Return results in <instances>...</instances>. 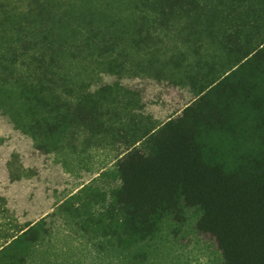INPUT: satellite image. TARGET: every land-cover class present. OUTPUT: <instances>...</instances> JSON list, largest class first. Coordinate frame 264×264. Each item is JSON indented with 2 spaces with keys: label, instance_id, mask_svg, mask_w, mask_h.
<instances>
[{
  "label": "rangeland",
  "instance_id": "1",
  "mask_svg": "<svg viewBox=\"0 0 264 264\" xmlns=\"http://www.w3.org/2000/svg\"><path fill=\"white\" fill-rule=\"evenodd\" d=\"M31 1L0 0V54L18 50L23 23L34 34L47 23L58 75L84 92L105 88L115 114L109 132L50 128L54 115L20 81L0 82V232L40 222L17 249L22 264H224L196 228L199 206L136 223L117 200L118 161L135 134L180 117L214 81L212 117L230 132L210 142L260 137L264 0H37L29 12Z\"/></svg>",
  "mask_w": 264,
  "mask_h": 264
},
{
  "label": "trees",
  "instance_id": "2",
  "mask_svg": "<svg viewBox=\"0 0 264 264\" xmlns=\"http://www.w3.org/2000/svg\"><path fill=\"white\" fill-rule=\"evenodd\" d=\"M36 2L31 1L29 12L40 5ZM151 4L154 10L163 8L160 2ZM23 24L18 50L9 57L0 54V82L20 81L27 100L41 103L54 115L56 122L47 121L50 128L78 122L95 132L111 131L115 113L107 105L114 101L109 91L84 92L65 84L53 66L56 53L48 39L50 25L35 23L34 34L32 24L27 28ZM254 54L264 61V51ZM15 67L26 73L15 74ZM210 85L198 92L180 117L135 134L118 161L122 182L117 200L138 224L157 214H175L183 204L199 206L202 214L196 228L215 239L224 264H264V123L257 129L258 138L239 139L233 133L235 140L210 142L209 135L230 132L226 126L217 127L212 117L207 91L217 83ZM2 205L0 211L9 216ZM36 223L1 230L0 264L25 261L17 249L35 241Z\"/></svg>",
  "mask_w": 264,
  "mask_h": 264
}]
</instances>
